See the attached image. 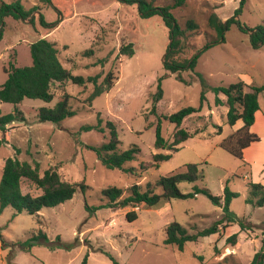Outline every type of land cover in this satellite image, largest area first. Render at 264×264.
Segmentation results:
<instances>
[{"label":"rangeland","instance_id":"1","mask_svg":"<svg viewBox=\"0 0 264 264\" xmlns=\"http://www.w3.org/2000/svg\"><path fill=\"white\" fill-rule=\"evenodd\" d=\"M172 2L155 0L157 5ZM21 3L30 8L40 1L21 0ZM237 6L238 0H186L185 5L172 9L183 27L189 18L198 25L183 40V56L190 57L212 39L214 33L207 25L210 13L215 12L221 20H226ZM41 10L47 21L58 24L55 28L43 27L39 19L34 25L10 17L5 19L0 42V85L7 77L4 67L10 61L19 67L31 64L29 45L39 38L54 43L62 66L73 75L85 79L99 75L98 83H101L111 71L115 79L112 88L96 96L90 105L86 98L93 90L92 83L79 85L71 80L63 86L56 83L51 87L54 96L50 102L24 98L19 108L25 119L7 124L4 131L0 129V140L3 137L7 140L0 145V180L5 160L17 155L20 160L38 162L41 172L57 166L63 180L84 179L87 184L85 191L78 190L70 200L42 208L38 214L4 208L0 214V264H81L85 256L87 264H115L113 259L118 264H250L264 237V206L253 207L245 202L247 182L264 183V92L258 96L260 109L251 127L260 139L250 144L243 159H239L219 147V142L241 127L242 121L232 126L226 122L227 106L215 102L217 96L222 100L225 96L216 95L212 88L238 80L264 85V45L252 48L249 33L231 24L224 41L204 50L197 59L195 71L201 73L204 88L195 77L186 84L165 70L163 56L168 29L158 16L142 18L136 4L119 0H51L50 4L41 5ZM239 20L250 28L264 24V0H246ZM121 43H132L134 54H120ZM88 49L93 50L92 55L84 54ZM101 59L105 61L99 63ZM189 74L193 72L183 71L184 78L188 79ZM159 79L162 98L152 112V94L157 91ZM63 89L70 95L69 105L74 115L57 123L39 121L37 108L53 107ZM200 105L201 110L181 124L190 133L200 132L182 142L180 149L158 167L141 169V164L151 165L154 153L168 152L154 146L158 123L161 135L168 142L173 139L175 126L164 116L182 107ZM13 108L12 104L0 102L1 114L10 113ZM98 116L102 119L103 132L80 129L82 125L96 124ZM107 121L115 123L118 151L132 145L139 149L135 158L124 164L129 171L106 168L90 148L106 141ZM188 163H196L203 178L195 183L181 182L179 189L187 193L196 184L214 195H222L227 183L231 191L238 193L229 208L238 218L250 222V229L242 231L238 223H233L221 228L219 234L188 241L179 250L164 243L166 224L176 221L193 233L222 216L221 207L205 195L161 199L154 207L107 206L109 199L103 195V188L118 187L125 197L132 184L139 183L144 188L146 183L153 184L161 176L183 171ZM21 190L34 195L41 192L25 180ZM161 191L160 186L155 187L156 193ZM86 205L95 210L90 213ZM130 210L136 212L132 221L126 217ZM39 230L46 234L47 243L33 242L28 246L26 242ZM233 233H238L234 246L226 242Z\"/></svg>","mask_w":264,"mask_h":264},{"label":"trees","instance_id":"2","mask_svg":"<svg viewBox=\"0 0 264 264\" xmlns=\"http://www.w3.org/2000/svg\"><path fill=\"white\" fill-rule=\"evenodd\" d=\"M41 5L50 4L51 0H39ZM126 4H136L139 15L142 18H151L158 16L163 25L168 29V44L166 52L163 56V65L166 71L170 74H175L176 78L182 83H190V79L195 77L200 80L203 87L206 84L201 73L195 71L197 59L201 52L209 47L224 41V34L229 29L231 24H236L240 30L249 33V42L252 48L257 49L264 45V24H258L255 27H247L239 20L246 0H238V6L235 8L233 15L221 20L215 12L210 13L207 18V25L213 31V37L207 41L200 49L196 50L190 57H184L183 53L185 45L183 40L189 32H193L198 25L189 18L183 27L177 18L174 16L172 9L185 5L186 0H173L171 4L157 5L155 0H119ZM33 5L30 8H25L21 0H13L9 3L0 1V42L3 38L5 19L10 17L13 20L27 21L31 25L35 24L36 19H39L40 24L45 28H55L58 24L46 20L44 13L41 10V5ZM31 64L26 66H16L14 62H9L4 71L7 73L5 81L0 85V102L13 105V111L6 114L0 113V129L5 130L6 125L14 121H22L25 119L23 112L19 108V104L24 98L40 99L44 102H50L53 98L51 87L58 83L63 86L65 82L71 80L73 83L84 85L88 82L93 84V90L86 98V102L90 105L92 100L109 91L115 77L112 72H108L101 83H98L99 75L89 76L86 79L79 75H73L71 70L62 66L57 56V49L54 43L39 38L29 45ZM119 53L131 56L134 54L132 43H121ZM85 55H92L93 50L88 49L84 52ZM105 59L98 62L103 63ZM183 71H192L189 78L183 76ZM212 90L218 94H223L225 100L216 97V104H225L227 106L226 122L232 126L238 120L242 121V126L234 130L232 133L224 137L219 142V147L237 157L243 159L244 150L253 142L258 141L259 136L251 130L255 122V114L260 109L258 96L264 92V85L255 86L247 84L242 80L227 86H216ZM162 98V89L160 79L157 91L152 94V112H155L157 103ZM205 96L202 92L200 100L203 102ZM70 95L63 89L60 99L53 107L42 106L37 108L36 117L39 121L60 122L66 117L74 115L75 111L69 105ZM199 107L186 106L178 111L165 115L164 118L175 126L173 139L168 142L162 135L160 125L158 123L155 133L154 146L158 150L168 151L167 153L157 152L152 155L151 165L141 164V169L147 170L151 167H158L163 161L168 160L173 152L180 149V144L200 131L190 133L181 127L183 120L193 113L199 112ZM102 119L98 116L97 123L94 125H82L81 130H97L103 132L101 126ZM106 127L109 130L108 137L104 143L92 148L102 164L108 169H120L129 171L124 168V164L135 158L138 152L136 145L130 146L128 149L118 151V134L115 123L112 121L106 122ZM221 128L218 127V133ZM6 137L0 140V145L6 143ZM18 149H16V152ZM203 178L196 163H188L183 171H178L166 176H161L153 184L146 183L143 188L141 184L134 183L128 188V193L123 197V190L115 186H107L102 189L109 202L107 206L113 209H118L126 206H136L144 204L149 207H154L159 204L161 199L170 200L172 198H192L197 194L205 195L213 204L218 205L222 209V216L214 221L208 227L189 233L186 228L176 221H171L165 226L166 245L176 246L182 250L185 243L188 241H198L200 238L219 234L221 228H226L233 223H238L240 229L248 230L252 227L250 222H246L243 218L233 213L230 208V202L238 196V193L230 190L228 184L223 188L222 195H214L208 188L199 185H193L192 190L184 193L179 189L181 182L195 183ZM32 184L41 192L39 194L23 193L21 190L22 181ZM162 188L161 193L155 192V187ZM248 196L245 199L247 204L253 207L264 206V183L247 182ZM87 184L82 179L77 182H69L63 180L58 171L57 166H50L40 171L38 162L30 163L26 160H20L17 155L8 157L2 168V177L0 180V214L6 207H11L16 213L27 212L28 214H38L45 207H56L66 200H70L76 191H85ZM86 208L92 213L95 208L86 205ZM128 220L136 219V212L130 210L126 213ZM238 233H233L226 238V242L232 246L237 243ZM33 242L47 243V236L39 230L26 242L31 246ZM111 259L113 257L109 255ZM115 264H118L113 259ZM264 261V237L262 238V246L250 264H263ZM81 264H87V256H85Z\"/></svg>","mask_w":264,"mask_h":264}]
</instances>
